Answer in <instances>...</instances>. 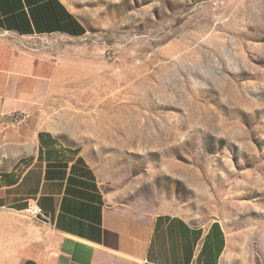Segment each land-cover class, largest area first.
Returning a JSON list of instances; mask_svg holds the SVG:
<instances>
[{"label":"rangeland","instance_id":"rangeland-1","mask_svg":"<svg viewBox=\"0 0 264 264\" xmlns=\"http://www.w3.org/2000/svg\"><path fill=\"white\" fill-rule=\"evenodd\" d=\"M66 1L83 35L18 40L57 61L47 102L69 112L61 136L130 212L218 220L225 264H264V0ZM38 239L21 237L19 263Z\"/></svg>","mask_w":264,"mask_h":264},{"label":"crops","instance_id":"crops-1","mask_svg":"<svg viewBox=\"0 0 264 264\" xmlns=\"http://www.w3.org/2000/svg\"><path fill=\"white\" fill-rule=\"evenodd\" d=\"M67 13L84 28L56 26ZM84 23L66 0H0V264H225L227 235L218 220L194 223L179 214L133 213L102 187L80 144L61 136L68 110L47 98L56 88L57 61L21 37H79ZM53 115L44 122L39 117ZM45 132L42 143L38 133ZM48 213L46 244L20 233L27 199ZM40 249L19 263L21 237Z\"/></svg>","mask_w":264,"mask_h":264},{"label":"trees","instance_id":"trees-1","mask_svg":"<svg viewBox=\"0 0 264 264\" xmlns=\"http://www.w3.org/2000/svg\"><path fill=\"white\" fill-rule=\"evenodd\" d=\"M28 1L31 2L32 0H28ZM51 1H56V0H51ZM55 20H56V26L54 27L60 30H64L70 34H82L84 32V28L74 19V17L70 13H67L66 22L60 21L59 17H55ZM44 134L46 133L45 132L38 133V137L41 143Z\"/></svg>","mask_w":264,"mask_h":264},{"label":"built area","instance_id":"built-area-1","mask_svg":"<svg viewBox=\"0 0 264 264\" xmlns=\"http://www.w3.org/2000/svg\"><path fill=\"white\" fill-rule=\"evenodd\" d=\"M42 209L38 206L35 199L29 198L27 199L26 206L20 211L24 215L28 216L29 218H36L38 214H42Z\"/></svg>","mask_w":264,"mask_h":264},{"label":"water","instance_id":"water-1","mask_svg":"<svg viewBox=\"0 0 264 264\" xmlns=\"http://www.w3.org/2000/svg\"><path fill=\"white\" fill-rule=\"evenodd\" d=\"M48 213L42 212V214H38L36 216V219L43 221V222H48Z\"/></svg>","mask_w":264,"mask_h":264}]
</instances>
